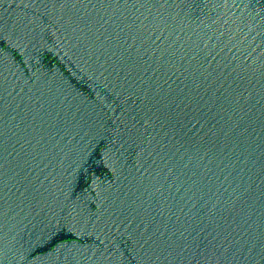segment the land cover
I'll use <instances>...</instances> for the list:
<instances>
[{"label": "water", "instance_id": "obj_1", "mask_svg": "<svg viewBox=\"0 0 264 264\" xmlns=\"http://www.w3.org/2000/svg\"><path fill=\"white\" fill-rule=\"evenodd\" d=\"M0 264H264V0H0Z\"/></svg>", "mask_w": 264, "mask_h": 264}]
</instances>
